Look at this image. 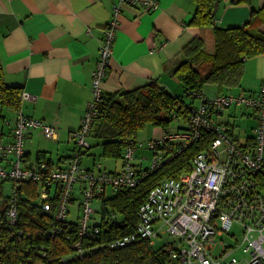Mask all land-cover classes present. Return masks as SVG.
<instances>
[{
	"label": "built area",
	"instance_id": "1",
	"mask_svg": "<svg viewBox=\"0 0 264 264\" xmlns=\"http://www.w3.org/2000/svg\"><path fill=\"white\" fill-rule=\"evenodd\" d=\"M147 6L155 9L157 1L148 0ZM119 8L113 7L112 19L103 31L99 61L93 71L92 97L79 128L72 134L74 152L66 166L50 168L46 159L25 156L26 134L39 129L45 139L52 140L57 136L55 126L20 112L10 130L5 131L0 125V180L10 183L9 222L16 218L17 190L24 181L33 182L38 187L37 198L43 210L51 208L50 197L54 193V218L59 222L68 221L71 205L77 203L79 239L73 247L81 252L82 238L100 232L91 225L90 218L97 208V205L94 208L97 198L104 195L106 188L134 187L142 173L160 167L168 156L177 154L185 143L197 140L208 130L213 138L207 149L193 156L191 169L151 187L138 208L133 232L118 237L110 246L123 247L140 239L156 244L155 239L166 236L163 242L166 264H264V80L253 92L218 93L213 97L203 91L193 93L197 105L190 110L186 127L163 132L159 138L147 142L153 154L149 170L141 174L132 164L133 142L125 147L123 164L116 173L102 169L100 163L91 169L81 165L76 151L89 146L103 94L102 81L109 69ZM22 97L30 95L24 93ZM238 106L252 109L255 121L253 133L244 135L243 140L235 137L228 113ZM55 230L51 229V234Z\"/></svg>",
	"mask_w": 264,
	"mask_h": 264
},
{
	"label": "crops",
	"instance_id": "2",
	"mask_svg": "<svg viewBox=\"0 0 264 264\" xmlns=\"http://www.w3.org/2000/svg\"><path fill=\"white\" fill-rule=\"evenodd\" d=\"M156 1L157 7L151 9L147 6L148 0L133 3L121 0H0L3 76L8 85L21 88L20 108L6 117L3 127L5 131L10 130L15 115L20 112L51 124L57 130L52 140L45 139L39 129L29 131L25 137L26 157L35 159L40 152L44 155L41 158H49L52 164L58 163L60 167L68 164L74 147L72 134L79 128L92 97L99 45L115 5L120 6L118 23L102 93L132 90L152 80L173 93L180 92L174 71L187 58L183 47L193 37L202 35L204 48L212 49L213 38L209 29L200 30L188 24L195 10L193 0ZM263 5L264 0H218L213 22L220 27L242 25L253 10ZM263 57L253 58L262 61ZM245 68L249 71L248 59ZM203 91L208 97L220 93L213 85H205ZM24 93L30 97L23 98ZM239 110L240 115H247L254 124L252 109ZM231 111L232 108L228 113ZM162 133L160 128L153 127L149 138H159ZM91 141L93 143V139ZM50 144L56 148V153ZM45 145L48 148L44 150ZM99 151L97 145L89 149L80 157L81 165L94 167L99 161L111 171L121 168L122 159L102 157L96 160ZM140 152L142 149L137 145L132 161L137 170L144 166L143 159L148 161L146 156H138Z\"/></svg>",
	"mask_w": 264,
	"mask_h": 264
},
{
	"label": "trees",
	"instance_id": "3",
	"mask_svg": "<svg viewBox=\"0 0 264 264\" xmlns=\"http://www.w3.org/2000/svg\"><path fill=\"white\" fill-rule=\"evenodd\" d=\"M217 1L193 0L195 10L188 24L200 30L209 29L213 46L210 51L206 50L203 36L198 35L183 47L187 58L179 63L174 75L190 101L184 102L181 95L169 91L156 80L132 90L102 94L89 146L76 151L79 160L97 145L100 151L95 156L96 160L102 157L122 159L123 164L125 147L133 142L136 152L137 132L145 126L160 128L164 133L185 128L190 110L197 105L193 104V93H201L205 85L215 86L220 93H247L243 90L233 93L232 90L241 87L245 61L264 55V5L253 10L242 25L220 27L213 22ZM239 1L241 0H233ZM20 102L21 88L5 82L0 63V107L15 112L19 110ZM241 108L245 107H232L233 112L229 116L235 118ZM173 119L177 121L176 126H170ZM212 138V132L205 130L197 140L185 143L177 154L168 156L160 167L149 170L151 161L141 169L134 167L138 174L149 170L142 173L134 187L112 190L110 194H107L110 188H106L104 195L97 198L96 203L101 219L91 223L100 232L96 236L82 238L81 252L73 247V243L79 239L77 223L59 222L54 218L56 197L53 192L50 197L51 208L43 210L37 200V185L24 181L17 190V214L15 221L11 223L7 215L8 195L4 196L3 193L6 181L0 180V264H166L163 244L156 247L144 239L123 247H111L110 243L133 232L137 224L138 208L145 200L148 190L164 178L179 177L189 171L193 156L207 149ZM147 142L139 145L151 150L148 158L151 160L153 150L148 147ZM73 152L72 149L70 158L73 157ZM41 157L44 155L37 152L35 159L39 160ZM48 163L50 168L60 167L57 166L58 163L53 165L49 158ZM91 168L94 167H89ZM102 169L110 173L117 172L104 166ZM51 229H56L54 234H51Z\"/></svg>",
	"mask_w": 264,
	"mask_h": 264
},
{
	"label": "rangeland",
	"instance_id": "4",
	"mask_svg": "<svg viewBox=\"0 0 264 264\" xmlns=\"http://www.w3.org/2000/svg\"><path fill=\"white\" fill-rule=\"evenodd\" d=\"M211 49L208 48V51H210ZM260 56V55H259ZM264 56V55H263ZM264 58V57H263ZM250 63V68L249 71L246 70V68L244 69V75H243V79H242V83H241V87H237L234 90H232L233 93H236L237 90H243L244 92H252L250 90H257L259 89V87L261 86V83L264 80V59L262 61L255 59V58H251L248 59V64ZM247 71V72H246ZM181 89L180 92H178L179 95H181V97L183 98L184 102H188L190 101V97L189 96H185L184 95V88L183 86L180 84ZM197 100L194 99L193 100V104H196ZM249 109V108H248ZM13 113V111H9L8 109H6L5 107H0V123L2 124L4 122V120L6 119V117H9L11 114ZM234 119V121H233ZM176 119H173L170 126H176ZM234 123L233 129H234V135L235 137H239V140H243L244 135H251L253 133V121L246 118V116H242L240 115V113H237L235 118H232L231 120ZM255 123V121H254ZM152 126L150 127V125L145 126L144 128L140 129L137 132V137H136V141H137V145L138 148L142 149V152H140L138 154V156H143V157H147L149 158L151 156V150H149L146 146H140V143L145 144V142H147V139H150L149 135L152 133ZM50 147L52 149V151L54 153H56V148L52 147V144H50ZM48 147L45 145V149H47ZM144 150V153H143ZM151 160H144L143 159V164L144 166L149 165ZM10 191V183L7 181L4 183V196H7L9 194ZM112 192V190H107V194H110ZM37 200H39L37 198ZM98 201H96L97 203ZM96 203L94 204V208H96ZM77 213H78V207H77V203H73L71 205V212L67 217L68 221H75L76 222V217H77ZM101 217H100V211L96 208L94 213L92 214L90 220L91 222H98L100 221ZM238 233H240L239 230H237ZM167 237L163 236L162 238H157L155 239V245L156 247H159V245L163 244L164 241H166ZM227 241V240H225ZM236 255L239 256V252H236Z\"/></svg>",
	"mask_w": 264,
	"mask_h": 264
}]
</instances>
